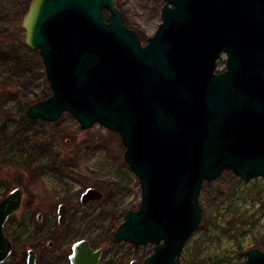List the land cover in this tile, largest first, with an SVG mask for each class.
<instances>
[{
	"label": "water",
	"instance_id": "1",
	"mask_svg": "<svg viewBox=\"0 0 264 264\" xmlns=\"http://www.w3.org/2000/svg\"><path fill=\"white\" fill-rule=\"evenodd\" d=\"M165 1L163 21L145 46L116 0H32L22 21L52 90L26 117L55 122L69 112L82 130L99 124L120 134L142 202L126 212L114 239L136 249L153 244L144 264H181L202 221L206 181L226 170L244 181L264 179V0ZM24 194L18 187L0 201V264L13 254L5 227ZM104 197L88 188L80 201ZM58 222L69 223L65 203ZM102 256L82 239L69 260L100 264ZM27 264H37L36 250ZM246 264H264V251L250 249Z\"/></svg>",
	"mask_w": 264,
	"mask_h": 264
},
{
	"label": "rangeland",
	"instance_id": "2",
	"mask_svg": "<svg viewBox=\"0 0 264 264\" xmlns=\"http://www.w3.org/2000/svg\"><path fill=\"white\" fill-rule=\"evenodd\" d=\"M31 1L0 0V201L18 187L25 191L22 208L6 225L14 251L4 264H25L30 249L37 252V264H70L72 247L82 239L103 249L100 264H144L153 244L136 249L113 235L125 213L142 202L120 134L99 124L82 130L69 112L55 122L26 117L30 105L52 95L42 56L26 45V32L18 27ZM165 3L116 0L143 46L162 23ZM226 59L222 54L218 71L225 70ZM88 188L102 191L104 199L83 206L80 198ZM199 201L202 221L181 264H246L250 249L264 251L263 178L244 181L226 170L204 183ZM62 203L70 208L65 228L58 222Z\"/></svg>",
	"mask_w": 264,
	"mask_h": 264
},
{
	"label": "trees",
	"instance_id": "3",
	"mask_svg": "<svg viewBox=\"0 0 264 264\" xmlns=\"http://www.w3.org/2000/svg\"><path fill=\"white\" fill-rule=\"evenodd\" d=\"M29 5L30 4H28L27 6H26V8H25V11H24V14L23 15H21V16H19V22H18V27H19V29H21V26H22V21H23V17L25 16V14H26V12H27V10H28V8H29ZM104 16H105V18H106V20H109L110 19V14H109V12L107 11V10H104ZM220 72V71H219ZM126 214V213H125ZM5 229H6V227H5ZM118 229V227L115 229V231H114V233H113V235L115 234V232H116V230ZM5 232H6V230H5ZM7 235V234H6ZM13 255V254H12ZM24 262H25V264H26V260H23Z\"/></svg>",
	"mask_w": 264,
	"mask_h": 264
},
{
	"label": "flooded vegetation",
	"instance_id": "4",
	"mask_svg": "<svg viewBox=\"0 0 264 264\" xmlns=\"http://www.w3.org/2000/svg\"><path fill=\"white\" fill-rule=\"evenodd\" d=\"M82 204V203H81ZM69 210H70V208H69ZM93 247V246H92ZM154 247V246H153ZM147 258V257H146ZM146 260V259H145ZM144 263H145V261H144ZM26 264H27V260H26ZM141 264V263H140Z\"/></svg>",
	"mask_w": 264,
	"mask_h": 264
}]
</instances>
